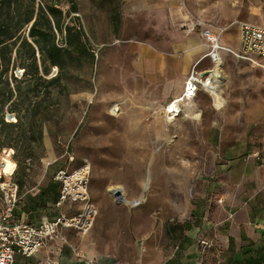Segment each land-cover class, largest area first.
<instances>
[{
	"label": "rangeland",
	"instance_id": "obj_1",
	"mask_svg": "<svg viewBox=\"0 0 264 264\" xmlns=\"http://www.w3.org/2000/svg\"><path fill=\"white\" fill-rule=\"evenodd\" d=\"M76 1L78 10L70 15L78 17L95 60L75 61L61 79L54 107L44 116L41 146H35L17 190L18 200L53 180L60 169L85 167L87 196L97 213L85 234L71 227V235L89 236L86 246L91 251L106 253L115 264H169L186 252L195 254L191 264H219L215 227L205 223L221 219L216 209L224 200L220 179L232 157L229 146L246 143L243 155L257 151L254 155L264 158V71L221 51L226 85L218 101L201 88L193 99L180 102L190 107L188 114L180 111L166 122L165 106L179 94L183 76L152 82L145 74L146 57L134 47L137 41L158 45L167 38L164 13H124L120 0ZM178 3L196 17L200 15L190 10L200 6L206 26L223 29L221 42L234 49L239 44L238 20L264 24V0H225L224 10L222 0ZM67 6L62 3L63 9ZM11 68L12 63L7 74ZM56 72L52 66L47 76ZM13 99L20 105L18 95ZM113 103H118V113L112 111ZM11 114L15 119L5 120L15 121ZM9 149L1 150L0 162ZM13 152L9 158L17 171ZM120 186L126 198L140 200L134 205L119 202L112 190ZM80 205L48 204L44 214L69 217ZM141 252L148 258L143 260Z\"/></svg>",
	"mask_w": 264,
	"mask_h": 264
},
{
	"label": "crops",
	"instance_id": "obj_2",
	"mask_svg": "<svg viewBox=\"0 0 264 264\" xmlns=\"http://www.w3.org/2000/svg\"><path fill=\"white\" fill-rule=\"evenodd\" d=\"M120 1L124 13L161 11L166 17L167 38L163 42L156 45L149 40L137 41L134 47L146 57L145 74L152 82H166L168 77L177 74L183 76L179 94L171 96L168 102L181 94L184 81L192 67L203 74L214 67L213 61L207 55L209 45L201 29H185L184 23L187 22L186 19H191L192 12H183L178 0ZM224 2L225 0H222L223 10ZM193 9L190 11L203 19L200 14L201 7ZM220 43L230 46L221 40ZM194 97L185 100L190 101ZM246 147V143H233L229 146L232 157L226 161L225 177L220 179L224 200L221 199L222 206L216 209L221 219L205 223L207 227H215L219 244L215 256L220 261L219 264H264V158L255 156L257 151L243 155L241 149ZM48 183L51 188L46 189ZM48 183L35 193L27 192L22 201L18 200L9 221L38 223L49 218L44 214L47 209L45 206L56 204L59 185L54 179ZM30 215H38L39 219L33 220ZM72 230L71 227H59L44 246L30 255L24 256L16 252L13 264H115L106 253L93 252L86 246L89 236L76 238L71 235ZM79 247L82 248L81 257L76 256L75 250ZM140 254L143 260L148 258L147 252ZM179 255L171 259L169 264H191L195 259L194 253L186 252L183 257Z\"/></svg>",
	"mask_w": 264,
	"mask_h": 264
},
{
	"label": "trees",
	"instance_id": "obj_3",
	"mask_svg": "<svg viewBox=\"0 0 264 264\" xmlns=\"http://www.w3.org/2000/svg\"><path fill=\"white\" fill-rule=\"evenodd\" d=\"M62 3L68 6L63 9ZM77 10L76 0H0V152L14 149L19 169L10 178L18 188L26 179L35 146H41L44 116L54 107V92L60 90L65 72L75 61L95 60L78 17L70 15ZM52 66L57 72L48 77ZM11 112L16 120H5Z\"/></svg>",
	"mask_w": 264,
	"mask_h": 264
},
{
	"label": "built area",
	"instance_id": "obj_4",
	"mask_svg": "<svg viewBox=\"0 0 264 264\" xmlns=\"http://www.w3.org/2000/svg\"><path fill=\"white\" fill-rule=\"evenodd\" d=\"M190 17V20L186 19L187 22L184 23V27L189 31L197 27L201 29L209 45L207 55L213 61L214 66L220 65L222 62L221 51H228L237 58L264 71V25L247 20H238L239 45L234 49L220 43V33L223 29L214 31L207 27L199 17L192 15ZM211 70L205 75L192 67L184 81L181 94L171 99L167 104H172L174 100L180 104L181 101L194 97L199 89L206 90L213 81ZM17 73L21 74V70H17ZM167 104L165 108L168 106ZM179 112L177 111V114ZM13 173L14 170L8 174L0 172V177L2 175L9 177L0 179V264H13L16 252L28 256L38 250L47 243L49 237L55 234L59 227H72L82 234L90 229L97 210L87 196L85 167L71 172L60 169L53 176V179L59 183L56 205H61L66 201H79L81 203L79 212L69 217L59 213L38 223L9 221L11 212L19 198L17 194L18 185L10 178ZM76 256L81 257V252L76 250ZM90 264L96 263L91 262Z\"/></svg>",
	"mask_w": 264,
	"mask_h": 264
},
{
	"label": "bare ground",
	"instance_id": "obj_5",
	"mask_svg": "<svg viewBox=\"0 0 264 264\" xmlns=\"http://www.w3.org/2000/svg\"><path fill=\"white\" fill-rule=\"evenodd\" d=\"M211 76L213 78L212 84L209 85L206 88V90L213 97L214 101H218V99L220 98V92H223V87L226 85V82H225L226 75L223 73L219 64H216L211 70ZM167 105L168 106L165 108V113H164V118H163L164 121L166 122L172 121L175 118L177 111H185V113L188 114L190 110V107L181 106L176 100H174L172 104H167ZM111 109L112 111H116L118 113V110H119L118 103H113ZM12 119H15V117H12ZM11 152H12V149L10 148L8 153L1 157V162H0V172L1 173L2 172L7 173V174L11 173L15 168V163L9 158V155ZM146 184L147 183L145 182L144 186ZM119 188L121 190V195L117 198L119 202L134 205L137 203L138 200H140V198H134V199L126 198L124 195V189L121 188V186ZM151 190L153 191L154 188H152Z\"/></svg>",
	"mask_w": 264,
	"mask_h": 264
},
{
	"label": "water",
	"instance_id": "obj_6",
	"mask_svg": "<svg viewBox=\"0 0 264 264\" xmlns=\"http://www.w3.org/2000/svg\"><path fill=\"white\" fill-rule=\"evenodd\" d=\"M30 24H31V23H30ZM30 24H29V26H30ZM208 73H209V71L206 72L205 75L208 74ZM6 117H7L8 119H11V118L13 117V115H12L11 113H7V114H6ZM112 193H113V195H114L116 198H118V197L121 195V190H120L119 188H114V189L112 190Z\"/></svg>",
	"mask_w": 264,
	"mask_h": 264
}]
</instances>
